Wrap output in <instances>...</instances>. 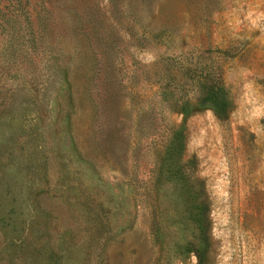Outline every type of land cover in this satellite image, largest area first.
<instances>
[{
  "label": "rangeland",
  "instance_id": "rangeland-1",
  "mask_svg": "<svg viewBox=\"0 0 264 264\" xmlns=\"http://www.w3.org/2000/svg\"><path fill=\"white\" fill-rule=\"evenodd\" d=\"M0 264H264V0H0Z\"/></svg>",
  "mask_w": 264,
  "mask_h": 264
},
{
  "label": "trees",
  "instance_id": "trees-1",
  "mask_svg": "<svg viewBox=\"0 0 264 264\" xmlns=\"http://www.w3.org/2000/svg\"><path fill=\"white\" fill-rule=\"evenodd\" d=\"M32 8H35L31 4ZM28 9V8H24ZM33 15L31 12L28 13ZM34 21L29 19V25H33ZM193 210H190V213L193 215V220L196 222V226L198 229V240L201 242L199 246H196L194 252L198 258V261H203L206 256L207 245L209 241V231H210V219L208 216V203L205 199H200L196 201L195 204L192 206Z\"/></svg>",
  "mask_w": 264,
  "mask_h": 264
}]
</instances>
